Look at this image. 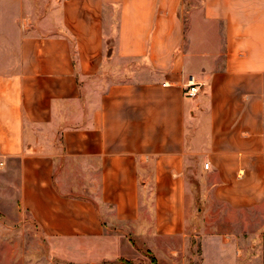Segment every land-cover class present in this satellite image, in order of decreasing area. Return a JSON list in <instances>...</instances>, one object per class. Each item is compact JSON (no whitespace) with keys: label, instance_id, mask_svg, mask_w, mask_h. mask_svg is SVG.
<instances>
[{"label":"crops","instance_id":"1","mask_svg":"<svg viewBox=\"0 0 264 264\" xmlns=\"http://www.w3.org/2000/svg\"><path fill=\"white\" fill-rule=\"evenodd\" d=\"M25 220L66 264H264V0H0V236Z\"/></svg>","mask_w":264,"mask_h":264},{"label":"rangeland","instance_id":"2","mask_svg":"<svg viewBox=\"0 0 264 264\" xmlns=\"http://www.w3.org/2000/svg\"><path fill=\"white\" fill-rule=\"evenodd\" d=\"M3 222L5 223L4 220ZM136 242L142 250L146 248L142 241ZM52 247V241L41 233L37 224L26 220L21 221L14 225L12 230L3 228L0 236V264H66L65 262H70V258L66 257L67 253L54 251ZM118 252L133 260L136 258L142 260L136 263L131 262V264H146L149 260L151 264H154L149 253L146 254L148 258H140L136 251L127 248L126 245ZM191 263L200 264L197 251H194V261ZM124 264H127V261H124Z\"/></svg>","mask_w":264,"mask_h":264},{"label":"built area","instance_id":"3","mask_svg":"<svg viewBox=\"0 0 264 264\" xmlns=\"http://www.w3.org/2000/svg\"><path fill=\"white\" fill-rule=\"evenodd\" d=\"M200 86L201 83L198 78L195 75H189L185 82L186 93L190 96H195L198 93ZM206 166H208V163Z\"/></svg>","mask_w":264,"mask_h":264},{"label":"trees","instance_id":"4","mask_svg":"<svg viewBox=\"0 0 264 264\" xmlns=\"http://www.w3.org/2000/svg\"><path fill=\"white\" fill-rule=\"evenodd\" d=\"M151 259L154 264H158V261L154 256H152ZM127 264H131V262L127 261Z\"/></svg>","mask_w":264,"mask_h":264}]
</instances>
